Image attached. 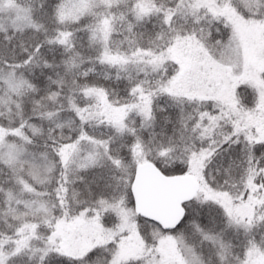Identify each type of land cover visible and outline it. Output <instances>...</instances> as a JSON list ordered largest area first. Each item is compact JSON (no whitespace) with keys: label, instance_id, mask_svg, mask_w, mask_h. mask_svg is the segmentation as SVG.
<instances>
[{"label":"snow or ice","instance_id":"obj_1","mask_svg":"<svg viewBox=\"0 0 264 264\" xmlns=\"http://www.w3.org/2000/svg\"><path fill=\"white\" fill-rule=\"evenodd\" d=\"M0 264H264V0H0Z\"/></svg>","mask_w":264,"mask_h":264}]
</instances>
